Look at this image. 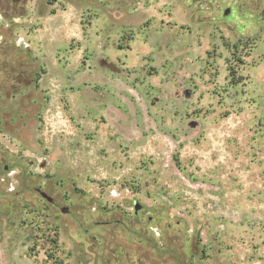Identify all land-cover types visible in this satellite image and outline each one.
<instances>
[{
    "label": "rangeland",
    "instance_id": "374dc122",
    "mask_svg": "<svg viewBox=\"0 0 264 264\" xmlns=\"http://www.w3.org/2000/svg\"><path fill=\"white\" fill-rule=\"evenodd\" d=\"M0 264H264V0L0 6Z\"/></svg>",
    "mask_w": 264,
    "mask_h": 264
},
{
    "label": "water",
    "instance_id": "95a60500",
    "mask_svg": "<svg viewBox=\"0 0 264 264\" xmlns=\"http://www.w3.org/2000/svg\"><path fill=\"white\" fill-rule=\"evenodd\" d=\"M227 12H229L228 10H227ZM103 65H107L108 66V68H110L112 71H116L117 69H116V67L114 66V65H112V64H107V62L106 61H103ZM40 194H41V196L43 197V198H45L47 201H49V202H53V198L51 197V196H49L46 192H44V191H42V190H39L38 191ZM67 208H63L62 209V212L63 213H67Z\"/></svg>",
    "mask_w": 264,
    "mask_h": 264
},
{
    "label": "flooded vegetation",
    "instance_id": "af4514ba",
    "mask_svg": "<svg viewBox=\"0 0 264 264\" xmlns=\"http://www.w3.org/2000/svg\"><path fill=\"white\" fill-rule=\"evenodd\" d=\"M22 0H0V6L5 5L10 8V5L18 6ZM3 3V4H2ZM41 189H37L39 191Z\"/></svg>",
    "mask_w": 264,
    "mask_h": 264
}]
</instances>
